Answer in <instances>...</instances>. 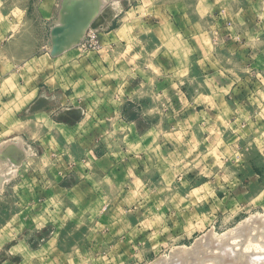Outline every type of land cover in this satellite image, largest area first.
Returning <instances> with one entry per match:
<instances>
[{
  "label": "rangeland",
  "instance_id": "374dc122",
  "mask_svg": "<svg viewBox=\"0 0 264 264\" xmlns=\"http://www.w3.org/2000/svg\"><path fill=\"white\" fill-rule=\"evenodd\" d=\"M101 1L68 2L82 32L54 52L52 33L63 25L65 0H0V153L16 140L25 150L4 160L17 162L0 188V264H149L210 229L221 235L264 213V0H146L142 13L153 7L161 17L163 6L174 17L186 13L203 35L125 45L116 39H128L126 30L112 33L113 41L107 35L143 1ZM167 26V34L174 33ZM193 48L201 56L191 59L196 88L188 89L187 74L173 75L168 64L173 52L183 60ZM105 59L134 68L123 90L112 82L117 72L100 71ZM158 80L163 87L155 89ZM172 81L179 89H170ZM141 83L150 84L134 95ZM182 93L205 104L215 99L210 108L217 117L209 111L196 128L182 104L167 113L169 127L150 136L140 127L143 138L133 136L129 114L139 113L146 123L144 100ZM121 101L129 105L118 119L113 104ZM168 107L162 104L163 114ZM168 139L171 149L162 146ZM254 171L258 196L248 187ZM215 175L222 189L231 184L235 192L209 196L218 185L211 183L181 199L166 196L168 205L152 196L157 185L151 183L160 177L172 183L187 176L214 181ZM243 248L260 250L250 243Z\"/></svg>",
  "mask_w": 264,
  "mask_h": 264
},
{
  "label": "crops",
  "instance_id": "0c3cea01",
  "mask_svg": "<svg viewBox=\"0 0 264 264\" xmlns=\"http://www.w3.org/2000/svg\"><path fill=\"white\" fill-rule=\"evenodd\" d=\"M142 1H143V4L139 5L137 7V10L131 9L134 12H130V9H129V11H126L127 13L120 20H117L118 25H115L114 29H112L108 33V35H107L108 39L113 41L114 38L111 34L116 33V35H119V34L122 35L121 32H123L124 30L127 31L126 35H127L128 39L123 38V37H119L118 39H116L117 44L125 45L126 42H128V41H132V42L139 41V40L144 41L146 39L148 41H159V40H163V39H166L168 41V40H170V38H173L172 36H174L178 39L190 42L194 36L198 37L200 35H203V33H198L199 30H197V26H196L198 21L195 20L191 16L188 17L186 15V13H180V12L175 11L176 14H180V16H179V18L174 17V12L170 8H166V6L159 7V9L161 11L163 10L161 13V17L159 15H157V16L154 15L153 7H151V12H148L149 14L147 12L142 13L141 11H142V9H144L143 7L148 6V4H146V2H147L146 0H142ZM30 8H31V5H28L25 8L26 14H29ZM112 19L113 20L111 21V24H113L115 17ZM167 24H170V26H172V28L174 29V33H170L168 31V34H167V30H168ZM194 26H196V27H194ZM158 35H160L161 37H159ZM157 38H160V39L156 40ZM150 44H153V43L147 42L146 46H149ZM142 46L145 47V45H143V44H142ZM110 53H112V51H110ZM178 53H179L178 55H180V52H178ZM200 54L201 53L199 50H196L193 48L192 52H191V50L184 51L183 52V55H184L183 60H179L177 58L178 56H176L175 52H173V59H171V64H168V66L170 67V71L173 72V75H175L179 72H183V75L187 74L188 77L184 78V79H186V81H184L183 84L186 85V87L188 89L193 87L192 82H191V79H192L191 78V76H192V63H190L191 59H192V57L199 58L201 56ZM118 55H119V57H123V59L125 57H127L126 54H122L121 52H119ZM121 59L117 60V61H115V59L112 60L113 65H110L106 61V59L103 60L102 69H100V71H102L104 73L117 72L119 74V76L117 79H115V81H112V82H113L115 87L119 86L120 90H123L124 87H122V86L126 85L125 79L128 78V74L131 73V70H134V68L129 67V65H125L124 62L120 63L119 61H121ZM92 69H94L93 66H92ZM156 69H159L160 71L162 70V72H164V70L159 66H157ZM200 72L202 73L203 70H201ZM131 74L135 75V72H132ZM159 82L160 81L158 80V83H156V86H155L156 88L154 87L155 89H157V88L159 89V88L163 87L161 85V83H159ZM147 84L148 83H146L144 85L143 83H141V84L137 85L136 88H133L132 93L134 95H136V94L142 95V91H140V90L147 89V87H148ZM176 84L177 83L172 81V83H170V85H169L170 89H172V88H176V89L178 88L179 89V87H177ZM154 85H155V83H154ZM219 85H220V82H217L215 84V88H220ZM164 87H165V85H164ZM193 88H196V87H193ZM179 92H181V91L178 90L177 93L179 94ZM182 95L184 98L181 97V95L179 96V98H176V96H174V98H171L169 100H166V101L160 100V101L155 102V103L152 102V100H144V101H146V102H144L145 110H146L144 113L146 115L145 118L147 120L146 123L142 122L143 117L140 116L139 113L129 114L130 119L133 121L132 124H134L133 136H135V138H137V137L140 139L143 138L142 133L139 132L140 127L141 128L145 127L146 129H144V130L146 132L145 133L143 132V134H148L149 136H150V133L154 135V133H156L157 131H160L161 129L166 128L168 125H165L164 122L168 121L167 113H170V115L172 116L173 114H171V113L173 112V110H175L176 107H178L179 105H182V104H183V108L186 107L185 110L188 111V117L186 119L192 120L193 123H195L196 128L203 127V126H200L199 123L200 122L203 123L202 120L207 118L209 111H210V114L216 113L214 111H211V108H210V106H214L217 104L215 99L213 100V102L215 104L211 105L209 103L205 104L206 100H203L202 102H198L199 101L198 99L200 97L199 96L197 97V95L192 97V98H188L183 93H182ZM122 103L123 102L121 101L118 105L113 104V106L116 107V110H119V113L116 114L118 119L126 116V110H127L126 108L129 105V103H127V102H125L123 104ZM163 103H166V105L169 106L168 107L169 112L168 111L164 112V114H163V110L161 108ZM110 108L112 109L113 107L110 106ZM152 108H156L157 112H152L154 110ZM115 113H116V111H115ZM155 113H157V114H155ZM214 115H215V117H217V114H214ZM194 119H197L196 122ZM171 121H172V119H171ZM154 122H157V123H155V125H154ZM175 133L177 134L178 132H175ZM168 134L170 135V133H168ZM162 146L165 147V149L166 148L171 149V147H174V144H173V141L168 139V140H166L165 143L162 144ZM218 170L222 171V168L218 167ZM220 171H219V173H220ZM216 176L217 175L214 176L215 177L214 181L210 178L208 179V177H205V178H203V177L189 178L187 176V177H182L180 179H175V181H173L172 183L168 182L169 180L167 181L166 178L160 177L151 183L152 185H155V184L157 185V187L152 188V196L153 195L162 196V197H158L155 200L158 202L161 201V199L164 197L165 198L164 200L166 201L165 203H166V205H168V203L171 202V200H166V196H177V199H179L180 197L182 198L183 196H190V193H192V191L194 189L193 187L199 186V188H203V187L207 188V185L209 186L211 183H215V184L218 183V185L216 186L215 192L210 193L209 196H221L222 194H223V196H228V194H232L231 191L235 192V188L231 184H225L227 187L229 185L231 186L230 188H227V190L222 189L221 188L222 183L217 182ZM218 176L223 178V175L221 173ZM248 177H250V180L248 183V187L250 188V196H258L257 195L258 191L262 187L261 183L258 180L259 179L258 177H260V176L257 173H255V171H254V172H249ZM170 185L175 186L173 188V190L169 189ZM227 192H228V194H227ZM171 204H172V202H171Z\"/></svg>",
  "mask_w": 264,
  "mask_h": 264
},
{
  "label": "bare ground",
  "instance_id": "6f19581e",
  "mask_svg": "<svg viewBox=\"0 0 264 264\" xmlns=\"http://www.w3.org/2000/svg\"><path fill=\"white\" fill-rule=\"evenodd\" d=\"M95 5H100L101 0H93ZM83 4L89 0H65L64 7L61 10V22L63 25H58L53 29L54 52L63 49L71 42L74 43L79 39L76 11L68 5ZM101 10V9H100ZM69 12L66 14L65 12ZM75 12V13H74ZM61 28V30L59 29ZM71 31V33H69ZM79 33V34H78ZM19 140L5 143L3 151L0 153V188L14 176L16 169L12 163L17 162L11 160L9 163H4V160L11 155L22 153L23 146ZM9 160V159H8ZM19 163V161H18ZM17 166V165H16ZM15 166V167H16ZM257 244L260 250L252 252L244 251L243 247L247 248L248 244ZM247 245V246H246ZM256 247V246H254ZM245 248V249H246ZM254 249V248H253ZM169 256L162 255L156 258L149 264H264V213L251 214L244 218L239 224L233 228H229L224 234L218 235L214 230H209L198 236L190 246H176L171 250ZM210 261V262H211Z\"/></svg>",
  "mask_w": 264,
  "mask_h": 264
},
{
  "label": "water",
  "instance_id": "95a60500",
  "mask_svg": "<svg viewBox=\"0 0 264 264\" xmlns=\"http://www.w3.org/2000/svg\"><path fill=\"white\" fill-rule=\"evenodd\" d=\"M61 30V28H59Z\"/></svg>",
  "mask_w": 264,
  "mask_h": 264
}]
</instances>
